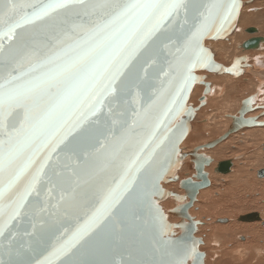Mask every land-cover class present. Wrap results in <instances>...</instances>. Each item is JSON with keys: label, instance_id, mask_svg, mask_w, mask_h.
<instances>
[{"label": "snow or ice", "instance_id": "6c2138e0", "mask_svg": "<svg viewBox=\"0 0 264 264\" xmlns=\"http://www.w3.org/2000/svg\"><path fill=\"white\" fill-rule=\"evenodd\" d=\"M190 4L199 16L182 33L183 42L168 62L170 70L190 63L193 56L199 59L205 55L198 47L200 37L218 15L234 11V0L231 5L226 0H0V237H5L10 225L24 214L22 210L32 203L30 197L39 196L46 167L59 163L52 161V154L62 140L63 126L73 116L80 123L98 112L116 91V82L133 73L142 49L148 51L146 46H150L151 56L159 43L172 39L166 31L168 22L186 14ZM72 9L92 19L58 28L46 51L18 31L54 21ZM229 18L225 16V22ZM157 71L168 76L163 68ZM184 79L187 82L191 77ZM163 84L161 81V96ZM155 105L156 101L137 110L130 125L122 122L118 134L113 132L96 157L83 161L82 171L87 175L115 167L118 178L102 189L98 206L41 264L73 255L91 233L105 227L123 208L164 143L163 138L158 139V130L168 113L155 112ZM155 213L163 231L167 227L164 218L158 209ZM168 255L169 264H183L180 249ZM68 264L74 262L69 260Z\"/></svg>", "mask_w": 264, "mask_h": 264}, {"label": "water", "instance_id": "95a60500", "mask_svg": "<svg viewBox=\"0 0 264 264\" xmlns=\"http://www.w3.org/2000/svg\"><path fill=\"white\" fill-rule=\"evenodd\" d=\"M232 3L233 0H226V4ZM234 3V11L226 10L218 15L200 37L198 47L204 50L205 55L199 59L193 56L190 63L169 69L172 54L183 42L182 33L187 32L193 18L199 16V11L190 4L186 14L182 13L175 22H168L166 31L172 39L159 43L154 55L150 56V46H146L148 51L142 49L133 73L116 82V91L105 99L98 112L88 115L80 123L76 122V116L68 120L60 131L62 140L52 154V161L58 160L59 163L54 168L46 167L47 175L39 185V196L33 194L30 197L32 203L22 210L24 214L10 225L11 231L5 237H0V264H41L58 242L67 239L78 224L84 222L98 206L102 189L118 177L115 167L87 175L82 171L83 161L94 159L97 150L106 140L110 141L113 132L118 134L122 122L127 121L130 125L134 113L154 101L155 112L167 111L168 114L163 117V124L158 130V139L163 138L164 143L157 149L149 168L141 174L139 183L128 195L123 208L108 219L105 227L91 233L73 255L56 258L52 264H68L69 260L74 264H169L171 257L168 252L173 249L181 250L183 264H205V254L199 249L203 239L196 236L197 227L201 224L190 216L189 209L194 206L198 192L210 186L209 174L205 169L213 159L199 151L214 149L244 129L264 127V119L260 121L264 112L247 116L255 110L251 105L253 97L243 99L236 113L227 115L231 122L221 136L195 146L187 153L194 173L186 179L180 180L178 177L177 172L185 155L180 154L179 147L192 130L196 112L205 105L204 97L213 90L211 83L205 81L206 76L198 72L236 78L242 74L240 68L248 60L243 54L225 66L214 60L213 52L204 44L228 39L235 30L244 2L234 0ZM79 11L72 9L62 12L54 21H45L18 31L24 39L39 46L41 51H46L45 46L51 43L50 37L58 28H68L73 23L92 19L77 15ZM225 16L230 17L227 22ZM245 32L252 36L240 44L242 52L258 50L264 44V36L256 35L258 30L255 27H249ZM159 68H163L168 76L158 72ZM185 76L191 79L185 82ZM161 81L165 89L163 96L160 95ZM198 85L203 86V96L199 106L193 107L189 105V100L194 87ZM42 159L43 155L38 157L36 166ZM231 167L232 161L227 159L219 162L215 171L226 175ZM257 178H264V168L258 170ZM170 183H177L183 194L173 193L164 187ZM170 197L179 204L165 213L160 203ZM156 209L167 225L163 231L160 230ZM170 217L178 218V221L169 222ZM260 220L258 213L238 218V222L242 223ZM218 221L226 222L227 219ZM261 224L264 225V221L261 220ZM165 241L172 243L165 244Z\"/></svg>", "mask_w": 264, "mask_h": 264}, {"label": "rangeland", "instance_id": "374dc122", "mask_svg": "<svg viewBox=\"0 0 264 264\" xmlns=\"http://www.w3.org/2000/svg\"><path fill=\"white\" fill-rule=\"evenodd\" d=\"M241 1L244 6L228 39L204 44L213 52L214 60L225 66L243 54L248 60L240 68L242 74L236 78L198 72L206 76L205 81L211 83L213 90L204 97L205 105L196 112L192 130L179 147L184 153L221 136L231 122L227 115L235 114L243 99L253 97L251 105L255 110L247 116L264 112V44L258 50L246 53L240 49V44L252 36L245 32L247 28L255 27L258 30L256 35L264 36V0ZM202 91L203 86L194 87L189 105L199 106ZM263 119L264 116L259 120ZM263 148L264 127H256L231 135L214 149L200 151L209 157L216 150L222 153L214 160L216 164L212 162L213 167L206 169L210 172L211 187L200 191L189 210L190 216L201 224L197 227L196 236L203 239L199 249L205 254V264H264V225L261 224V220L264 221V178L256 176L257 171L264 168V160H261ZM227 159L232 161L231 171L227 175L217 173L218 163ZM193 173L188 157L180 171V180ZM173 189H177L176 185ZM177 204L179 202L170 204V210ZM250 213H258L260 222H238L240 216ZM168 219L169 222L174 220L173 217ZM220 219L228 222L217 223Z\"/></svg>", "mask_w": 264, "mask_h": 264}, {"label": "bare ground", "instance_id": "6f19581e", "mask_svg": "<svg viewBox=\"0 0 264 264\" xmlns=\"http://www.w3.org/2000/svg\"><path fill=\"white\" fill-rule=\"evenodd\" d=\"M221 94V93H220ZM214 110V109H213ZM207 111H205V113H206ZM206 115H207V113H206ZM195 118V117H194ZM194 120V119H193ZM192 120V121H193ZM196 133V132H195ZM197 135V134H196ZM194 137V136H193ZM195 142V141H194ZM197 142V141H196ZM223 143V142H222ZM264 149V148H263ZM200 151H203V150H200ZM199 151V152H200ZM183 150H181L180 151V154L181 155H184V158L181 160V167H180V169L178 170V172H177V175H178V177L181 179V177H180V171L182 170V168L184 167V165H185V161L188 159V157L189 156H187V153L185 152H183ZM211 154V156H210V158L211 159H213V165H215L216 163H215V159H218L219 158V156H220V154H222L221 153V151H218V150H216V151H213L212 153H210ZM224 155V154H223ZM213 157V158H212ZM261 160H264V156H262L261 157ZM260 160V161H261ZM211 167H213L212 166V164L210 165ZM210 169V168H209ZM258 172V171H257ZM207 173H210V172H208V170H207ZM222 175H224V174H222ZM257 176V175H256ZM208 179H209V181H210V176L208 175ZM176 185V187H177V189H173L174 188V186ZM210 187V186H209ZM168 190H170V191H173V193H176V194H179V195H182L181 194V192H183V191H179V188H178V184L177 183H173L172 185H168L167 187H166ZM208 188V187H207ZM207 188H203V189H207ZM203 189H201V190H203ZM204 191V190H203ZM199 193V192H198ZM174 202H176V201H174V199L172 198V197H170V198H168L167 200H165L164 202H161L160 203V206H161V209L166 213L167 211H169L170 210V204H172V203H174ZM168 221H169V219H168ZM176 221H178V218L176 219V218H174V220H173V222H176ZM256 222H260V221H256ZM223 230H225V228H222ZM241 229V228H240ZM255 229V228H254ZM242 230V229H241ZM243 230H248V229H243ZM227 232V231H226ZM252 239H253V237H252ZM218 262V261H217ZM216 264V263H215ZM221 264V263H220Z\"/></svg>", "mask_w": 264, "mask_h": 264}, {"label": "flooded vegetation", "instance_id": "af4514ba", "mask_svg": "<svg viewBox=\"0 0 264 264\" xmlns=\"http://www.w3.org/2000/svg\"><path fill=\"white\" fill-rule=\"evenodd\" d=\"M210 167V166H209ZM209 167H207V168H209ZM206 168V169H207ZM217 168V167H216ZM206 169H205V171H206ZM231 169H232V167H231ZM231 169H230V171H231ZM227 175V174H226ZM210 185H211V181H210ZM211 187V186H210ZM203 190H205V189H203ZM200 191H202V190H200ZM200 191H199V193H200ZM199 193H198V195H199ZM197 195V196H198ZM190 210V209H189ZM228 222V220L226 221V222H217V223H227Z\"/></svg>", "mask_w": 264, "mask_h": 264}]
</instances>
